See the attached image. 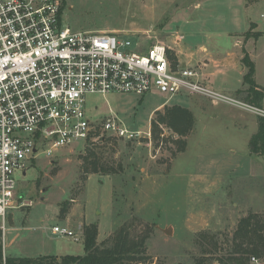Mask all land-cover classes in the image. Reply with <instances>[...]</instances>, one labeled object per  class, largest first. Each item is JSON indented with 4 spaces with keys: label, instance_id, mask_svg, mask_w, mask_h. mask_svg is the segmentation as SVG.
Here are the masks:
<instances>
[{
    "label": "rangeland",
    "instance_id": "374dc122",
    "mask_svg": "<svg viewBox=\"0 0 264 264\" xmlns=\"http://www.w3.org/2000/svg\"><path fill=\"white\" fill-rule=\"evenodd\" d=\"M213 1L63 0V3L64 16L74 29L109 31L129 37L131 50H136V42H140L141 51L156 43L166 44L176 66L181 65L175 54L176 38L181 36L183 47L199 42L211 44L207 31L224 28L207 19V7ZM248 2L253 4L247 14L264 30V0ZM197 3L203 5L199 10ZM196 13L204 20L198 22ZM239 28L241 32L246 27ZM261 34L249 37L245 46L254 54V77L264 87V33ZM231 41L228 37L220 39L223 46ZM190 94L195 93L89 94L86 111L96 124L116 116L130 129L142 131V136L128 139L98 130L86 142L77 141L57 149L53 157L40 154L26 174L16 171V194L21 201L31 204L10 210L13 224L8 222L4 234L6 255L30 256L35 250L32 248L41 243L32 238L38 233L53 248L51 253L69 249L71 254H84V227L80 229L83 232L80 241L53 233L52 227L66 225L61 217L69 212L74 213L75 219L81 218L91 174L100 177L96 188L101 187L103 179L111 180L109 210L113 228L98 243L122 227L132 238H144V251L136 256L141 259L133 260V264H197L201 260L216 264L233 247V237L243 217L256 214L263 224L264 178L232 180L225 187V178L217 175L225 173L222 163L228 153L225 137L217 136L222 130L216 131L221 129L222 122L210 120V129L201 139V145L195 148L191 143L189 149L194 152H184L191 131L183 136L168 123L157 120L154 129L152 123L158 112L149 126L155 106L169 97V107L181 100L189 105L195 99ZM165 111L164 107L161 112ZM197 116L201 118L198 112ZM92 161H98L106 171L87 172L86 168L93 166ZM203 179L216 183L221 180L223 184L206 186ZM97 210H101L100 205ZM169 228L171 233H166L164 230ZM74 229L79 231L78 227ZM39 250L44 252L41 246ZM55 257L62 263V256ZM261 258L264 262V256Z\"/></svg>",
    "mask_w": 264,
    "mask_h": 264
},
{
    "label": "built area",
    "instance_id": "2783aa9c",
    "mask_svg": "<svg viewBox=\"0 0 264 264\" xmlns=\"http://www.w3.org/2000/svg\"><path fill=\"white\" fill-rule=\"evenodd\" d=\"M63 0H0V234L10 210L30 203L16 194V171L26 174L34 160L57 149L88 141L98 130L128 139L142 136L116 116L96 124L88 117L89 94L183 91L213 103H235L264 117V109L225 95L201 81L198 72L171 58L156 43L131 50L129 37L109 31L74 29ZM10 223V222H9ZM54 233L80 241L82 234L54 225ZM2 264L6 263L5 253ZM250 264H264L252 255Z\"/></svg>",
    "mask_w": 264,
    "mask_h": 264
},
{
    "label": "crops",
    "instance_id": "0c3cea01",
    "mask_svg": "<svg viewBox=\"0 0 264 264\" xmlns=\"http://www.w3.org/2000/svg\"><path fill=\"white\" fill-rule=\"evenodd\" d=\"M213 2V4L207 7V17L209 16L207 19L217 23L215 26L224 28L220 30L209 29V31H207V36L212 41L211 44L199 42L191 47H183L181 36L180 39L176 38L174 40L176 58L182 66L192 67L197 70L201 81L218 91L224 92L225 95L242 100L237 96V91L245 86L244 76L248 71L247 66L243 63L244 51L248 52L251 59L254 61V54L245 46L247 39L254 36L246 37V33L250 30V27H253L252 32L259 31L263 34L264 30L259 29V24L252 21L249 14H247L248 8L253 4L248 2V0H214ZM202 6L201 3H197L196 9L199 10ZM196 16L198 17V19H196L198 22L204 20L198 13H196ZM244 26L246 27L245 30H241L240 32L239 27L243 28ZM223 37H228L232 40L228 46H223L220 43V39ZM258 85L260 84L258 83ZM190 97L195 99L190 102L189 105L183 100L179 101V105H186L187 108L193 112L195 117L194 127L189 135H187L188 146L184 152L190 151L191 149L189 148L192 144L195 148L201 145V139L205 138V134H207V131L210 129L212 121L222 122L223 125L221 129H216V131L222 130V133L217 136H221L220 138L225 137V146L228 153L225 154V160L222 163V167H225V173L217 175L221 176L222 179L225 178V187L230 185L232 180H237V182H239L252 177L255 179L264 178V155L253 154L249 147L251 137L259 129V118L262 116L239 104L230 102L213 103L206 96L200 94H190ZM168 99L155 106L151 111L149 126H151V119L155 112L161 111L164 107L170 105L167 102ZM263 103L264 99L260 107L264 109ZM197 112L200 113L201 118H198ZM195 138L196 140H194ZM191 152L194 151L191 150ZM209 164H212V162H209ZM96 176L97 175L92 174L89 175L88 180L90 187L85 194L81 218L77 217L75 219L74 213L70 212L61 217L66 222V225L63 226L70 227L73 230H75V227H78L79 231H75L82 234L81 239H83V232H81L80 229L86 224H98L97 240H103L106 236L111 234L110 231H112L111 229L113 228L110 219L111 212L109 210L111 180L108 178L103 179L101 187L96 188V181L100 178ZM107 177L109 176L107 175ZM202 183H205L203 185L206 186L211 184L221 185L223 181L221 182L220 180L216 183L210 179H203ZM234 204L239 207L240 203L236 202ZM99 205L101 206V210L98 211L97 206ZM239 209L243 210V208L240 207ZM32 238H36L41 241V243L32 248V250H35L30 253L28 257H38L42 255H81L71 254L69 253L70 251H68L69 249H62L58 250L57 253H51L53 248L45 243L42 234L38 233ZM40 246L44 252H40Z\"/></svg>",
    "mask_w": 264,
    "mask_h": 264
},
{
    "label": "trees",
    "instance_id": "16d2710c",
    "mask_svg": "<svg viewBox=\"0 0 264 264\" xmlns=\"http://www.w3.org/2000/svg\"><path fill=\"white\" fill-rule=\"evenodd\" d=\"M260 32H248L246 37L258 35ZM172 54V53H171ZM243 63L248 71L244 76L245 86L237 91V96L242 100L255 105L262 106L264 99V88L255 80V63L248 52L244 51ZM166 111L158 112L157 119L153 120L154 129L156 122H166L179 134L186 136L194 127L195 117L193 112L182 105L175 104L166 106ZM157 120V121H156ZM186 144V141H184ZM184 147V146H183ZM250 151L253 154L264 155V117L259 118V129L251 137L249 143ZM87 159V157H86ZM93 166L86 168L87 172H103L104 168L99 166L98 161L91 162ZM98 224L91 223L84 226V249L81 255H64L62 263H59L55 255H42L38 257L28 256H8L5 255L7 264H133V260L141 258L137 254L144 251L145 240L134 239L129 232L122 227L111 237L98 243ZM252 255L264 256V223L257 219L256 214L250 213L243 217L238 224V228L233 237V247L225 257L219 258L216 264H250ZM4 258V245L0 234V264ZM197 264H208L204 260Z\"/></svg>",
    "mask_w": 264,
    "mask_h": 264
},
{
    "label": "water",
    "instance_id": "95a60500",
    "mask_svg": "<svg viewBox=\"0 0 264 264\" xmlns=\"http://www.w3.org/2000/svg\"><path fill=\"white\" fill-rule=\"evenodd\" d=\"M9 222H10V224H13V217H12V215L10 216V218H9ZM166 233H171V229L169 228V229H165L164 230Z\"/></svg>",
    "mask_w": 264,
    "mask_h": 264
}]
</instances>
